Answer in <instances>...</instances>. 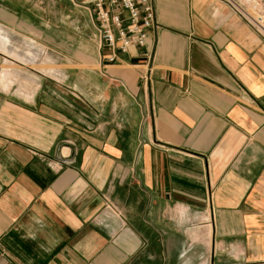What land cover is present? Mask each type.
Here are the masks:
<instances>
[{"label": "crops", "instance_id": "0c3cea01", "mask_svg": "<svg viewBox=\"0 0 264 264\" xmlns=\"http://www.w3.org/2000/svg\"><path fill=\"white\" fill-rule=\"evenodd\" d=\"M151 1L108 65L91 8L0 0V264H264V42Z\"/></svg>", "mask_w": 264, "mask_h": 264}, {"label": "built area", "instance_id": "2783aa9c", "mask_svg": "<svg viewBox=\"0 0 264 264\" xmlns=\"http://www.w3.org/2000/svg\"><path fill=\"white\" fill-rule=\"evenodd\" d=\"M76 1L91 8L97 47L103 52L102 61L108 65L115 64L132 47L146 48L149 34L158 29L151 0ZM219 1L264 42V0ZM144 57L150 62L152 52ZM106 209L116 212L109 202Z\"/></svg>", "mask_w": 264, "mask_h": 264}, {"label": "rangeland", "instance_id": "374dc122", "mask_svg": "<svg viewBox=\"0 0 264 264\" xmlns=\"http://www.w3.org/2000/svg\"><path fill=\"white\" fill-rule=\"evenodd\" d=\"M79 12H80V10H79ZM79 29H80V27H79ZM68 30H69L68 28H64V27L62 28L63 36L64 35H66V36L68 35Z\"/></svg>", "mask_w": 264, "mask_h": 264}]
</instances>
